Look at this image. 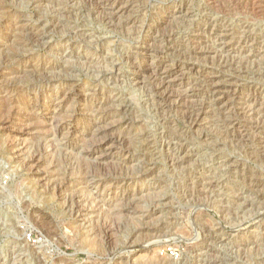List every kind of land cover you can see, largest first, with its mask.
Here are the masks:
<instances>
[{
  "label": "rangeland",
  "instance_id": "rangeland-1",
  "mask_svg": "<svg viewBox=\"0 0 264 264\" xmlns=\"http://www.w3.org/2000/svg\"><path fill=\"white\" fill-rule=\"evenodd\" d=\"M120 3L110 26L88 0H0V264H264V0ZM149 27L169 64L200 66L183 108L131 82Z\"/></svg>",
  "mask_w": 264,
  "mask_h": 264
},
{
  "label": "bare ground",
  "instance_id": "bare-ground-1",
  "mask_svg": "<svg viewBox=\"0 0 264 264\" xmlns=\"http://www.w3.org/2000/svg\"><path fill=\"white\" fill-rule=\"evenodd\" d=\"M81 2V1H80ZM88 2L93 6V12L96 14H99L105 22L110 24V26H114L113 20H111L109 17L118 18L120 19L124 12L128 10V8L122 7L120 0H88ZM88 4V3H87ZM176 7V6H175ZM188 11H186V7L184 5L178 6L174 8L172 11L170 10V18H180V19H187L189 16ZM119 21V20H118ZM119 23V22H118ZM166 23V22H165ZM55 24V21H54ZM60 24V23H59ZM125 24V23H124ZM162 26V25H161ZM57 27V26H56ZM62 27V26H61ZM124 27V26H123ZM29 29V27H28ZM35 29V28H34ZM36 31V30H35ZM217 33H226L225 30H219V29H212V32ZM30 32V31H29ZM58 32V31H57ZM72 32V31H71ZM155 29L153 27H149V31L147 33L149 34L148 39L144 47L140 49V60L137 62L132 63L131 67V75H132V80L131 82L137 85L141 84L142 86L145 85V78L148 76L151 83L154 84L155 88V93L156 97L162 101L166 106H174L176 108H183L185 105L183 102L185 101L184 98L185 96H182L181 94L178 93L177 89H181L183 85H185L187 81V71L188 72H193V71H199L200 66L197 63H192L189 64L188 66L185 64H180V63H173L169 64V59L167 56H165L164 52H159L157 50H154V45L156 44V37H153L155 34ZM79 33V32H78ZM74 31V35H78ZM31 36L30 38L33 40L32 42L38 43L42 42L45 39L44 34L40 33H30ZM211 34V33H210ZM20 35V34H19ZM23 35V34H22ZM172 35V34H171ZM225 35V34H224ZM81 36V35H80ZM214 36V35H213ZM216 36V34H215ZM221 37H226V36H221ZM23 38V37H22ZM30 40V39H29ZM46 41V40H45ZM50 43V42H49ZM39 44V43H38ZM43 44V43H42ZM35 45V44H34ZM50 45V44H49ZM199 45V44H198ZM201 45V44H200ZM230 44H224V48L229 49ZM199 47V48H198ZM194 48V50L191 52V59L200 60L202 57L207 58L208 56H212L214 54L216 57H218L217 51H215L213 48L209 49H203L204 47L198 46ZM43 48V47H42ZM48 48V47H46ZM76 52V51H75ZM59 53V52H57ZM77 53V52H76ZM56 56V55H55ZM80 58V57H79ZM218 59V58H217ZM221 59V58H220ZM58 60V58H57ZM79 60V59H78ZM61 62H64V58L61 57ZM210 61V60H208ZM207 61V62H208ZM81 62V61H80ZM185 62V61H184ZM74 63V62H73ZM221 63V62H220ZM88 64V63H87ZM202 64V63H201ZM233 64V63H231ZM92 65V64H91ZM213 65V64H212ZM239 66V65H238ZM257 66V65H256ZM72 67V66H71ZM74 67V66H73ZM79 67V66H78ZM77 67V68H78ZM205 67V65H204ZM53 68V67H52ZM60 68V66H59ZM91 68V67H90ZM206 68V67H205ZM238 68V67H237ZM3 69V68H2ZM99 70V69H98ZM8 71V70H7ZM77 71V70H76ZM210 71V70H209ZM212 71V70H211ZM51 72V71H50ZM238 72V71H237ZM1 74V73H0ZM66 74V72H65ZM191 74V73H190ZM199 74V73H198ZM239 74V73H238ZM39 75V74H38ZM47 76V75H45ZM68 76H71L68 75ZM235 76V75H233ZM238 76V75H237ZM48 77V76H47ZM46 77V78H47ZM72 77V76H71ZM205 77V76H204ZM131 78V77H130ZM142 78V80H141ZM238 78V77H237ZM38 79V78H37ZM233 79V78H232ZM207 82L210 83L211 85V90L213 94L212 102L215 101L218 104H222L224 99L227 98V92L225 89L227 87H223L221 81V78H219L218 75H210L208 77ZM235 81V80H234ZM233 81V82H234ZM239 81V80H238ZM206 82V81H205ZM204 82V83H205ZM236 82V81H235ZM72 84L73 79H69L66 84ZM224 84V83H223ZM232 84V83H231ZM80 85V84H79ZM138 85V86H139ZM239 85V84H238ZM54 86V85H53ZM232 86H234L232 84ZM81 87V86H80ZM66 88V87H65ZM70 88V87H69ZM77 88V87H76ZM145 88V87H144ZM230 89V88H229ZM61 90V89H60ZM186 90V89H185ZM207 90V89H206ZM73 91V90H72ZM234 91V90H233ZM206 92V91H205ZM231 92V91H230ZM238 92V91H237ZM229 93V92H228ZM233 93V92H232ZM235 93V92H234ZM230 94V93H229ZM187 97V96H186ZM263 97V96H262ZM64 98V97H63ZM62 99V98H61ZM233 99V98H232ZM63 100V99H62ZM66 100V99H65ZM189 100V99H188ZM193 100V99H192ZM195 100V99H194ZM191 101V100H190ZM204 102V101H203ZM97 103V102H96ZM187 103V102H185ZM190 103V102H188ZM65 104V103H64ZM127 104V103H126ZM184 104V105H183ZM188 105V104H187ZM199 105V104H198ZM167 106V107H168ZM189 106V105H188ZM232 107V106H231ZM239 107V106H237ZM110 108V107H109ZM202 108V107H201ZM229 108V107H228ZM241 108V107H240ZM263 108V107H262ZM186 109V108H185ZM102 110V109H101ZM104 110V109H103ZM102 110V111H103ZM128 110V109H127ZM199 110V109H198ZM197 110V111H198ZM235 110V109H234ZM242 108L240 109L241 114H244ZM262 110V109H261ZM58 112V111H57ZM203 112H198L194 114L193 110H185V115L189 116V119L191 121V124L193 127L199 126L202 122L201 117H202ZM126 114V113H125ZM181 114V113H180ZM204 114V113H203ZM238 114V113H237ZM73 116V115H72ZM186 116V117H187ZM185 117V118H186ZM261 117V116H260ZM74 118V117H73ZM188 118V117H187ZM87 119V118H86ZM203 119V118H202ZM245 119V118H244ZM48 120V119H47ZM259 120V119H258ZM107 121V120H106ZM111 121V120H110ZM261 121V119L259 120ZM109 122V121H108ZM189 122V121H188ZM112 123V122H111ZM262 123V121H261ZM113 124V123H112ZM128 124V123H127ZM257 125V124H256ZM93 126V125H92ZM103 126V125H102ZM110 126V124H109ZM111 127V128H110ZM108 127L106 130H108V133L114 130L113 126ZM101 128V127H100ZM106 128V127H104ZM117 128V127H116ZM258 128V127H257ZM92 130V129H91ZM237 130V129H236ZM83 131V130H82ZM246 131V130H245ZM245 131L240 130L241 133H245ZM106 132V131H105ZM239 132V131H237ZM99 133V132H98ZM102 134L103 132L100 131ZM174 133V132H173ZM75 138L73 139L74 143H77L80 138H82V134L78 132H74ZM111 135V134H110ZM237 135V134H236ZM244 135V134H243ZM89 136V135H88ZM233 139V138H232ZM127 140V139H126ZM117 141L120 142V139H118L115 136H110V138H103L100 139L98 142H96L95 147L89 151L90 156H95L97 157L96 160L100 162H104L107 160V158L111 155V151H113V146L111 145L112 142L116 143ZM49 142V141H48ZM72 142V141H71ZM166 142V141H165ZM40 143V142H39ZM73 143V144H74ZM51 144V143H50ZM25 145V144H24ZM117 145V144H116ZM127 145V144H126ZM74 148V147H73ZM90 149V148H89ZM19 151V150H18ZM119 151V150H118ZM20 152V151H19ZM121 152V151H120ZM88 154V153H87ZM116 156V155H115ZM173 157V156H172ZM19 158V157H18ZM35 158V157H34ZM113 159V158H112ZM36 160V159H35ZM208 160V159H207ZM34 161V160H33ZM37 161V160H36ZM31 162V161H30ZM40 162V161H39ZM37 163V162H36ZM98 163V162H97ZM103 165V164H102ZM33 166V165H32ZM39 166V165H38ZM35 167V166H34ZM32 168V167H31ZM127 171V170H126ZM37 172V171H36ZM38 173V172H37ZM126 177V176H125ZM42 178V177H41ZM44 181V180H43ZM56 199V198H55ZM96 203V202H95ZM102 205V204H101ZM109 213V212H108ZM40 216V215H39ZM44 226V225H43ZM48 230V229H47ZM54 232V231H53ZM52 235V234H51ZM153 236V235H152ZM54 238V237H53ZM36 258V257H35Z\"/></svg>",
  "mask_w": 264,
  "mask_h": 264
}]
</instances>
